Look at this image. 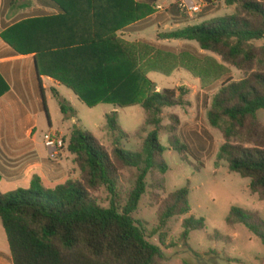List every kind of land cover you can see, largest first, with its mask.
Returning a JSON list of instances; mask_svg holds the SVG:
<instances>
[{"label": "trees", "instance_id": "1", "mask_svg": "<svg viewBox=\"0 0 264 264\" xmlns=\"http://www.w3.org/2000/svg\"><path fill=\"white\" fill-rule=\"evenodd\" d=\"M50 1L69 15L70 23L57 26L53 18L29 19L3 32L2 40L18 55H36L39 81L43 76L57 81L90 108L100 103H112L117 109L140 106L146 114V124L154 130L141 153L126 152L117 140L128 135L116 123L115 111L107 116L108 129L117 136L112 153L93 134L80 128L72 131L68 151L74 156L79 180L69 179L49 190L35 177L28 190L6 195L0 191V220L12 264H159L162 250L147 241L133 215L146 193L148 174L158 173L163 179L168 172L160 133L169 136L173 150L186 151L177 137L180 118L171 115L170 125L162 126L165 109L187 105L186 90L158 92L147 74L170 72L149 67L152 62H147V56L116 35L151 16L156 0H145L143 4L132 0ZM10 2L14 10L29 5L22 0ZM224 4L233 10L232 15L169 32L163 38L195 42L201 51L215 54L245 74L241 81L221 86L210 102L207 119L224 140L218 163H227L231 173L249 179L250 192L264 202V126L257 117L264 110V47L254 45L264 39V0H224ZM174 8L172 5L170 11ZM65 33L85 39L59 43ZM68 47L82 54L101 52L102 56H60ZM8 91L0 76V97ZM41 96L47 112L42 88ZM61 111L75 115L64 103ZM126 169H137L140 175L121 211L117 199L120 176ZM102 189L113 198L109 208L101 207L94 197ZM153 189L165 193L164 179ZM188 196V189L164 198L152 194L160 227H166L174 218L190 215ZM204 222L185 220L183 238L203 229ZM227 225L244 226L264 245V221L259 214L232 209Z\"/></svg>", "mask_w": 264, "mask_h": 264}, {"label": "rangeland", "instance_id": "2", "mask_svg": "<svg viewBox=\"0 0 264 264\" xmlns=\"http://www.w3.org/2000/svg\"><path fill=\"white\" fill-rule=\"evenodd\" d=\"M175 1L156 0L152 15H158L163 25L160 27V32L147 38L148 41L134 42L128 36L124 37L122 33L116 34L117 38L134 45L136 52L147 56V62H152L149 67L155 66L170 72L169 75L155 71L147 74V78L155 85L158 92L164 90L179 92L181 88L186 90L187 105L165 109L162 114L163 127L170 125L171 115H177L185 123L183 127L180 124L177 137L186 151L173 150L168 140L169 136L160 133V144L166 149L163 160L168 165V172L163 176L165 193L156 192L153 189L154 184L163 180L162 177L158 173H149L145 180L146 193L141 197L133 218L143 228L147 241L162 250L163 259L159 264H264V245L261 240L242 225L235 227L227 225V218L232 209L257 213L264 221V202L250 192L249 179L231 173L227 163H218L219 150L224 140L220 132L210 126L207 119L210 102L221 86L229 81H241L245 74L223 63L215 54L201 51L195 42L163 38L178 24L179 19L173 17L172 19L171 16L178 15L177 17L184 20V23L198 25L197 18L187 19L181 16L176 8L170 11ZM144 2L145 0H137L136 3ZM32 3L37 6L39 0H32ZM208 3L211 5L202 14L208 10L217 12L213 18H209L210 20L233 14L232 10L223 11L224 4L218 0H211ZM56 6L59 8L58 15L44 18L55 19L57 26L70 23L69 15L58 5ZM157 6L164 7V11L158 12ZM254 45L264 47V39L254 42ZM70 48L68 47L66 53H61L60 56H72L75 52H68ZM86 56L102 55L101 52L98 54L97 51H88ZM190 67L195 70L194 73L188 69ZM63 88L70 97H65L63 102L48 88L47 103H45L47 112H45L44 103L41 104V114L38 117L31 115L30 121L25 120L24 125H29L28 128L35 126L34 133L40 134L41 137L43 133L49 131L47 118L51 123L53 122L54 130L64 125L66 129L72 127L71 119L66 120L61 111V103H64L67 108L74 110L75 120L80 129L93 134L99 143L112 153L117 136L108 129L107 116L117 111L116 123L128 135L127 138L117 140L120 149L133 154L143 151L144 142L154 128L146 124V114L140 106L117 109L112 103H100L90 108L80 102L73 91L64 86ZM69 114L71 115V113L67 115ZM259 119L263 121L264 110L259 112ZM40 151L43 152L42 155L45 154L44 148L41 147ZM66 165L64 162L63 167L66 168ZM76 170L79 174L78 169ZM139 175L140 172L137 169H126L122 172L117 199L120 202L121 211L128 195L135 188ZM182 189L189 191L190 215L174 218L166 227H160L157 219L158 208L152 201V194H159L164 198ZM94 197L103 208H109L113 200L106 189H102ZM189 218L194 222L204 220V228L192 231L185 240L183 222ZM0 255L3 260L5 256L7 257V264H12L1 220Z\"/></svg>", "mask_w": 264, "mask_h": 264}, {"label": "crops", "instance_id": "3", "mask_svg": "<svg viewBox=\"0 0 264 264\" xmlns=\"http://www.w3.org/2000/svg\"><path fill=\"white\" fill-rule=\"evenodd\" d=\"M22 1L25 2L26 0ZM132 1L137 2V0ZM218 1L224 4V0ZM28 2L27 7L14 10L10 5V0H0V76L9 87V91L0 97V191L4 195L18 190L30 189L32 180L35 177L39 178L42 185L49 190L65 184L69 179H80V173L78 174L73 163L74 156L68 151V142L72 131L75 128H80L76 123L75 115H65L66 120L71 119L70 124L72 127L67 129L64 125L62 128L54 130L53 122L51 123L50 119L47 118L49 131L43 133L42 137L40 134L36 135L34 133L35 126L28 128L29 125H24L25 120L30 121L31 115L34 114L35 117H38L42 112L41 88L45 103H47L46 92L48 88L56 98L63 102L65 97L69 96L57 81L45 76L41 77V81H39L35 70V54L18 55L1 38L3 32L22 21L56 16L59 13V8L49 0H39L37 6L32 3V0ZM206 2L208 6L211 5L208 3L211 0H206ZM223 7V11L232 10L227 8L225 4ZM207 8L209 7L204 8V10H207ZM211 11L208 10V12L197 16V24L201 25L209 21V18H213L214 14H217L214 10ZM177 16H171V18L179 20L175 28L170 29V32L188 26H196L184 23L185 21L180 20ZM162 25L159 16L155 14L118 33H122L124 37L128 36L134 42L148 41V37L160 32ZM147 31L149 33H146ZM75 39L81 41L85 38L82 36H68L65 33L59 39V43H74ZM68 52H75L72 56H86V53ZM259 112L257 113L258 120L264 126V119L263 121L259 119ZM184 124L181 121V127ZM46 134H57L65 142V147L57 159H51L45 148L43 136ZM41 147L44 148V155L40 151ZM64 162L67 164L66 168L63 167ZM6 259V256L3 260L0 255V264H7Z\"/></svg>", "mask_w": 264, "mask_h": 264}, {"label": "built area", "instance_id": "4", "mask_svg": "<svg viewBox=\"0 0 264 264\" xmlns=\"http://www.w3.org/2000/svg\"><path fill=\"white\" fill-rule=\"evenodd\" d=\"M174 5L178 13L187 19L196 18L208 7L206 0H176ZM156 10L162 12L164 7L157 6ZM43 142L51 159H57L65 147V142L57 134L44 135Z\"/></svg>", "mask_w": 264, "mask_h": 264}, {"label": "water", "instance_id": "5", "mask_svg": "<svg viewBox=\"0 0 264 264\" xmlns=\"http://www.w3.org/2000/svg\"><path fill=\"white\" fill-rule=\"evenodd\" d=\"M35 68H36V66H35ZM36 70V69H35Z\"/></svg>", "mask_w": 264, "mask_h": 264}]
</instances>
